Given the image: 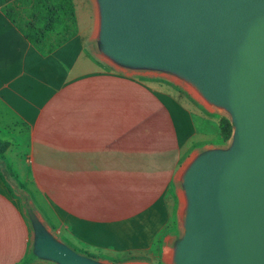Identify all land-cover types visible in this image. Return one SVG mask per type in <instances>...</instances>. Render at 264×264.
I'll list each match as a JSON object with an SVG mask.
<instances>
[{"label":"crops","instance_id":"1","mask_svg":"<svg viewBox=\"0 0 264 264\" xmlns=\"http://www.w3.org/2000/svg\"><path fill=\"white\" fill-rule=\"evenodd\" d=\"M12 1L0 0V264H46L29 249L10 175L34 194L44 228L76 252L144 256L176 214L180 169L198 140L190 113L156 96L136 68L108 64L97 0H73L77 33L48 54L6 17Z\"/></svg>","mask_w":264,"mask_h":264},{"label":"water","instance_id":"2","mask_svg":"<svg viewBox=\"0 0 264 264\" xmlns=\"http://www.w3.org/2000/svg\"><path fill=\"white\" fill-rule=\"evenodd\" d=\"M97 3L107 58L174 72L231 117V145L199 153L181 172L187 206L173 264H264V0ZM29 216L36 256L103 264Z\"/></svg>","mask_w":264,"mask_h":264},{"label":"rangeland","instance_id":"3","mask_svg":"<svg viewBox=\"0 0 264 264\" xmlns=\"http://www.w3.org/2000/svg\"><path fill=\"white\" fill-rule=\"evenodd\" d=\"M81 22L86 28L89 26L87 18ZM107 60L108 64L113 62L110 60V58ZM107 68L110 69L109 65H107ZM134 71L138 72V80L145 84L149 83V85L154 87L156 96L158 92L163 90L165 94H169L172 100H175L182 106H185L190 113L194 127L192 129L198 140L190 146L188 150V158L181 166L180 172H182L190 160H192V158H194L199 153L212 148H228L231 145L233 124L231 122L229 112L224 107L209 103L204 98H202L197 87L191 81L174 72L166 70L136 68ZM224 121H227L225 124L229 127V133L226 138L223 130L225 126L223 123ZM2 169L5 170L4 168ZM6 172L8 171L6 170ZM8 180L12 190L18 193L25 201L27 220L30 227L29 249L32 251L33 257L46 264H59L52 260L40 258L33 252L35 232L29 212L35 216L38 221H41L40 215L36 216L35 213L36 206L33 198L34 194L31 190H28L25 184H21L17 178H14L10 175L8 176ZM177 186L179 189V194L173 200L176 214L172 215L170 224L164 231L160 232V236L156 239V241H154V244L144 256H131L120 261H105V256L102 255H94L90 257L102 262L103 264H170L167 261V253L174 251L175 244L182 236L184 230V210L181 196L184 194L185 190L183 182L181 181V177ZM168 234L170 235V246L166 247L165 251L163 252V238Z\"/></svg>","mask_w":264,"mask_h":264},{"label":"trees","instance_id":"4","mask_svg":"<svg viewBox=\"0 0 264 264\" xmlns=\"http://www.w3.org/2000/svg\"><path fill=\"white\" fill-rule=\"evenodd\" d=\"M6 17L42 54H48L77 33L73 0H13L3 7ZM225 138L228 126L224 121ZM6 147L0 142V155Z\"/></svg>","mask_w":264,"mask_h":264},{"label":"bare ground","instance_id":"5","mask_svg":"<svg viewBox=\"0 0 264 264\" xmlns=\"http://www.w3.org/2000/svg\"><path fill=\"white\" fill-rule=\"evenodd\" d=\"M198 94V93H197ZM188 165V164H187ZM186 165V166H187ZM181 177V176H180ZM185 194V193H184ZM182 194L181 196V200H182V204H183V210H185L186 206H187V197L186 195ZM182 215V214H181ZM184 216V215H183ZM167 261L170 263V264H173V260H174V252H169L167 253Z\"/></svg>","mask_w":264,"mask_h":264}]
</instances>
